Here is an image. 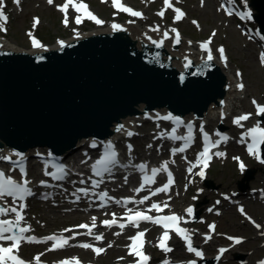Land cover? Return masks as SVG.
<instances>
[{
	"label": "water",
	"instance_id": "water-1",
	"mask_svg": "<svg viewBox=\"0 0 264 264\" xmlns=\"http://www.w3.org/2000/svg\"><path fill=\"white\" fill-rule=\"evenodd\" d=\"M252 6L264 33V0H252ZM137 48L148 49L152 51L150 56L155 55V44L147 47V43L124 32L83 38L49 52L30 54L0 49V146L23 151L49 147L61 155L83 139L104 140L113 136L129 116L164 111V107L156 109L159 102L165 103L166 112L183 119L190 113L201 115L212 100L218 103L225 97V79L217 69L211 71V65L196 72L199 81H204L205 91L208 90L204 95H217L209 103L191 94L200 89L199 84L189 85L181 92L177 84L170 96L149 102L157 95L147 82L162 80L163 76L171 80L183 72L172 65L166 69L137 66ZM165 56L172 64L174 60L183 63L170 52H165ZM158 69L163 70L157 74ZM159 83L156 85L161 86ZM126 90L127 93L120 94ZM125 96L131 98L125 100ZM108 98H112V103ZM140 104H144V110L134 112ZM115 123L118 125L114 127ZM252 175L253 171H249L247 178Z\"/></svg>",
	"mask_w": 264,
	"mask_h": 264
},
{
	"label": "snow or ice",
	"instance_id": "snow-or-ice-1",
	"mask_svg": "<svg viewBox=\"0 0 264 264\" xmlns=\"http://www.w3.org/2000/svg\"><path fill=\"white\" fill-rule=\"evenodd\" d=\"M21 0H15V3L19 5ZM203 2V0H202ZM49 4H53V0H48ZM165 3V10L168 8H172L173 11L176 13L175 20L180 21L184 16L185 13L178 7H173L170 0H164ZM3 4V0H0V5ZM112 4L115 8H117L119 11L126 12L129 15L133 17H143V13L140 11H136L132 9L131 7H128L122 3V0H112ZM74 8L75 12L77 13L75 17L76 24H80L83 22L84 19L92 20L96 24H103L104 21L99 19L92 11L89 10V6L83 2V0H66V2L60 6V10L65 13L63 23L65 26L68 25V9L69 7ZM165 14V11L162 10L158 13L159 16L163 17ZM229 15H232L233 12L230 10L228 12ZM240 15L241 19L244 18H251V13H237ZM0 21H4L5 23L8 21V16L5 14L3 7L0 6ZM40 21L38 18L34 19V25L39 24ZM193 23H196L193 21ZM112 28L114 30H121V25L119 24H113ZM0 30L6 31V28H4V24H0ZM159 28L153 29V31H158ZM173 32H175V42L177 44L180 43V34L176 29H172ZM29 37H31L32 46L35 48H41L43 45L39 40H37L31 32L28 33ZM78 35V33H77ZM165 37L168 36V33H164ZM216 35L215 32L212 33V36L214 37ZM264 39V37H262ZM211 38L203 43L201 47L205 50H208L209 54L207 59L211 61L213 59V56L211 54V51L209 50V45L211 44ZM60 46L64 47L65 42L59 41ZM221 58H223L225 61L227 60V57L225 55V49L221 47L219 50ZM260 61L261 63H264V53H261L260 55ZM239 76L240 73H237ZM245 87L244 84H239L238 88L243 90ZM252 103L256 106L257 113L258 114H264V106H260L255 100L252 101ZM251 114H244L240 115L237 118L234 119V123L240 127H243L242 121H247L250 118ZM161 119L164 120H171L173 121L177 126L183 124V121L180 120L179 117H173L171 114L161 117ZM122 127V126H121ZM187 128V135L186 136H180L176 134V129H172V133L170 135V138L174 141L182 140L184 141V144L182 147L179 148H173L171 149L172 155H176L177 152L183 153L185 152L189 147H191L194 135H193V125L191 123H188L185 125ZM119 130V129H118ZM200 132L203 133V141L204 146L203 150L198 153L197 159L195 163L190 162V166L188 167L187 171L189 173L193 172V169H195L198 166H201L202 168H207L209 165L210 160L212 159V156L210 155V150L217 148L220 143H226L229 140V137L226 134L216 132V136L219 138L217 140H213L209 133L204 130V126L200 125ZM129 135H132V133H129ZM164 133H161V136H164ZM250 140V143L248 142ZM241 143H247V150L249 154L255 155L258 159L260 158V146L264 145V127H261L259 124H257L254 127L249 128L246 132L243 133L241 137ZM95 146V145H94ZM151 147V145H149ZM129 150H131V145H129ZM16 156L19 157V160H12L11 157H5L0 156V160H8L12 163L13 168L16 167L19 168L20 173L27 176V172L24 166V156L21 153H15ZM215 156L218 157H224L225 153L223 151H217L215 152ZM239 160L238 157L234 158ZM118 163L117 161V153L115 152L113 146L111 144L107 145L105 148L104 155L101 159L97 160L96 163L93 165V172L97 176H101L104 172L111 171V166H114ZM261 163H264V160H261ZM53 167L57 169L56 173H45L46 175H52L54 179L60 180L63 179L64 175V166L59 164H54ZM241 170H243L244 165H240ZM139 171L143 173L142 177V183L139 188L135 189L136 192H140L145 189L146 186H150L156 182L157 175L163 170L167 171V183L164 184L162 187H158L151 193L152 196L157 195L158 193H167L170 191L171 185L174 183L173 174L171 171H168V163L167 161L164 162L163 168H152L148 170V165L141 164L138 165ZM200 176L204 175V171L201 170L199 173H197ZM125 181H127V177H125ZM29 181L27 179H24L22 183L17 182L15 179H13L11 176H7L4 171L0 170V200L5 199L6 197H11L13 201H19L20 203L17 206H3L0 205V217H7L10 213L15 214V219H6V218H0V242H10L7 246L5 244L0 243V264H27V262L22 259L19 255V250L22 242H28V243H43L47 241H52V248L50 250H55L59 248H63L69 244V239H74L75 236L72 237H64L63 235L57 236V235H50L47 237H44L42 240L38 239L35 236L25 235L26 233L31 231V226H24V215L23 210L27 206L24 201L30 196H33L34 193L31 190V188L28 186ZM44 184L45 182H41ZM81 183H85V181L81 180ZM100 181H93V187H97L99 185ZM78 192H82L84 196L89 195V190L85 188H81L77 190ZM73 195H76L75 193ZM92 195H96V193H92ZM99 198L101 201H106L108 199V193L103 192L99 194ZM76 199L79 200L80 197L76 196ZM149 199V196H145L143 199L138 201L139 204H143L145 201ZM117 203H122L121 201H116ZM132 200H124V204L132 203ZM219 203V201H217ZM101 206H104L103 204ZM169 205L167 202L164 203L163 207L158 203H153L151 207L148 209L149 212L152 210H156L157 212H162L164 208H167ZM241 213H244V209L241 207L240 209ZM209 212L213 211L211 208L208 209ZM129 213H132V210L129 209ZM186 213L189 217L195 218L193 213L194 209L192 207H188L186 209ZM219 214V213H217ZM128 222L132 224L135 227H139V224L141 221H148L152 222L156 225H159L162 227L163 232L162 235L158 238L159 243L158 247L165 251V252H172L173 249L171 247L167 246V241L170 239V232H175L182 240L186 243L187 251L190 253H194L196 257H203L202 251L198 250L196 247L193 246V240H192V229L181 227L180 224L187 223L185 218L181 215L177 214H171V215H157L155 217L151 215H146L142 211H136L134 214H131L127 217ZM249 220H252L251 217H248ZM252 223L255 224L256 228H260L261 225L255 223L253 220ZM104 224L108 227H112L113 225L117 224V220L114 218L111 221H104ZM119 228L123 230L126 225L124 223H119ZM79 228L88 229L87 234L93 235L92 229L96 227L95 225V218H93V224L90 227L87 224H81L78 225ZM209 228L214 232L216 229L215 224L209 225ZM66 232H71L72 229H65ZM145 231H139L136 235L130 237L131 244L128 245L129 248V255H134L137 257L136 264H148L150 257L145 254L143 251L144 244H145ZM116 235H120V233H116ZM104 237L103 235H96V240H102ZM206 240H211L212 236L207 235L205 237ZM229 240L235 239L236 244L241 243L240 238H233L231 236L228 237ZM80 247L85 249H92L95 254L100 255L106 251L103 247H95L93 248V245L84 243L81 244ZM111 247V245H109ZM226 249L221 248L220 252H225ZM122 259V258H121ZM35 260L37 264L40 262V256H36ZM60 264H79V261L76 259H73L72 261H61ZM164 264H172L170 261H165ZM189 264H196V261H190ZM260 264H264V261H261Z\"/></svg>",
	"mask_w": 264,
	"mask_h": 264
},
{
	"label": "rangeland",
	"instance_id": "rangeland-1",
	"mask_svg": "<svg viewBox=\"0 0 264 264\" xmlns=\"http://www.w3.org/2000/svg\"><path fill=\"white\" fill-rule=\"evenodd\" d=\"M188 9L192 17L199 18L204 32H196L191 25L186 21L183 27L186 30V35L193 39H202L208 36L212 28H219L220 23H222V18L220 15L216 14L215 7L217 6V0L211 3V6L207 8L208 13H204L205 10H200L197 7L198 0H186ZM92 4L97 8L102 14L110 15V11L106 8L99 6L97 3L92 2ZM208 5V2H207ZM39 15L42 21V25L38 34L42 36L50 45H54L55 37L61 36L65 37L68 33L64 32L59 23L58 14L50 8H45L37 0H28L25 4V11L21 15L14 17L8 40L13 42L12 44H19L20 47L28 49L29 44L27 40V35L25 32L26 28H31L32 16ZM226 25V24H225ZM225 28V27H224ZM219 41H223L228 46L230 57H231V68L234 71L235 68H240L245 73V83L246 89L239 99L235 100L234 109L237 111H249L252 108L249 105L250 97H258L264 102V70L259 67L258 60L256 57L255 48L247 43L242 36L239 35L238 31L234 26L232 28L228 27L226 29L220 28ZM237 114V113H236ZM42 149H47V147H42ZM252 168H256L252 165ZM261 171H256L254 174V179L250 181H243L240 178L239 173L233 163L229 162L228 165L217 164L211 171L209 182L214 185L213 189H221L223 191H228L231 189H238L237 183H249L250 186H263L264 187V167L260 169ZM211 193H215L214 190H209ZM256 203L255 205V217L260 221H264V208ZM248 209L252 213L254 209V204L252 202L248 203ZM47 207L41 210L40 215L44 217V220L37 222L40 230H44L43 233L49 231L61 230L65 225H73L78 223L80 220L89 221L91 217H84L83 219L72 218L70 215H58V222H56L55 214L46 212ZM83 215V214H82ZM54 217V218H53ZM34 219V216H32ZM219 224V229L223 234L228 235H243L247 237L248 240L239 249L236 250L237 253L247 256V259L251 262L249 264H254L255 259L259 258L263 252L260 248V243L257 238L256 229L245 222L237 213L231 212L223 215L220 218L214 219ZM36 223V220L34 221ZM120 242V240H118ZM41 248H38L40 250ZM36 252L35 249H28ZM87 255L88 260H97L104 264H111L114 261L115 256H117L114 251H109L104 257L97 258L91 251L84 252ZM25 255H29L28 251H24ZM73 256L74 251H69L62 253L60 256ZM31 256V254H30ZM32 257V256H31ZM56 258V257H55ZM47 262L49 264H54L57 259L53 256L48 257ZM227 264H237L234 257L231 256V261Z\"/></svg>",
	"mask_w": 264,
	"mask_h": 264
},
{
	"label": "bare ground",
	"instance_id": "bare-ground-1",
	"mask_svg": "<svg viewBox=\"0 0 264 264\" xmlns=\"http://www.w3.org/2000/svg\"><path fill=\"white\" fill-rule=\"evenodd\" d=\"M24 1V4L28 1V0H21V2ZM43 2H47L48 0H41ZM214 0H208V5L205 9V14L208 13L209 11H207V8L209 7V5L211 6V3L213 2ZM21 2L18 6H16L14 8V12L15 13H18L19 10L21 9ZM212 8V6H211ZM10 22V21H9ZM99 33H105L106 32V28H102V29H99L98 30ZM134 34H140L141 32L139 30H136L133 32ZM13 42L9 41V40H5V42L0 39V44H4L5 46L3 47L4 50H12V51H16V52H21V51H26L28 52L26 49L20 47L21 45L19 44H12ZM187 47V46H186ZM186 47L183 48V51L181 52V54H185L184 53V50L187 49ZM52 50H55L56 47H52L51 48ZM190 51H192V49H188ZM30 52H34V53H38L40 51H31L29 50ZM28 52V53H30ZM147 52V53H146ZM150 52L152 51H149L148 49H139L137 48V58L136 61H134L136 63L137 66L139 67H142L144 68H147V67H151L152 65H155L157 67L159 66H163V69H166L168 66L171 67L174 66L175 68H177L178 70L182 71V66L180 64L179 61H174L173 64H172V60L165 56V52L164 51H158V57L157 58H152L150 55L152 54H149ZM32 54V53H30ZM205 54L204 53H200V52H196V54L194 55L196 58H199L201 56H204ZM136 57V56H135ZM134 58V57H133ZM221 65L223 66V73L224 75H226V78L228 81H231L232 80V76H231V73H230V70H226V66L224 63H221ZM163 69H158V70H155V72L157 74L160 73V71H162ZM152 71V70H151ZM161 82L159 83V85L161 86H158L156 85L157 82ZM233 81V80H232ZM178 84L179 86V92H181L184 88H187L189 89V85H201L200 87V91H192L191 94H194V95H197V99L199 98L201 101L203 100L204 102L206 103H209L215 96H205L204 94H206L208 92V90L205 91V86H204V81H199V79L197 77H195V74L191 72V74H181L180 76H176L174 78H172L171 80H168L165 76H163L162 80L160 79H152V81L149 83L147 82V85H149L152 89H154V95H157V98L154 99V98H149L148 101L149 102H152L153 100L155 101H159V100H163L164 97H167V95L170 96V90L171 91H174L172 88H175V86ZM232 84V82H231ZM233 89L229 92H227V98L225 101H227V105H226V108L228 109V111L230 110H233L234 109V105H235V100L239 99V96H241L242 94L240 93V89L238 88V81L234 79L233 81ZM127 89H131L130 88H127ZM128 90H126L125 92H121L120 94H125L127 93ZM219 95V94H218ZM131 97L130 96H125L124 99L125 100H129ZM110 100V103H112V98H108ZM221 101V100H220ZM219 101V102H220ZM217 103L216 102H211L210 104V107L208 108L207 112L204 113V116L207 118V119H211L213 118V116H215V111H214V108L218 107V105H216ZM161 107H164L163 109H165L164 111L166 112V108L167 106L165 105V103L163 102H159L158 106L156 109L158 108H161ZM144 110V104H140V107L139 108H136L134 110L135 111H138L139 113H141L142 111ZM199 110V109H198ZM229 113V112H228ZM134 116H129L127 117L126 119H124L122 121V124L126 127H130L131 129V125L133 123H135L136 121L134 120ZM188 118H191V116H189ZM206 119V120H207ZM118 123H115L114 124V127L117 126ZM114 127H112L114 129ZM122 129H119L117 131L120 132ZM124 135V133H120L118 136H116V138L118 137H122ZM88 139H91V138H88ZM86 139H83L82 141L79 142V145ZM4 142V141H3ZM10 150H14V148H10L8 147L5 152H9ZM39 192V191H38ZM41 193H44L43 191H40ZM55 194H58L57 190L55 191ZM78 196V195H77ZM86 197H83L81 196L80 199L83 201ZM99 198V197H98ZM97 200V199H96ZM38 200L37 199H33L32 202H37ZM101 201V199H100ZM101 203L104 205L105 204V201H101ZM79 210V209H77ZM215 243H218V242H215ZM235 252V251H234ZM234 252H231L230 254H233ZM236 253V252H235Z\"/></svg>",
	"mask_w": 264,
	"mask_h": 264
}]
</instances>
